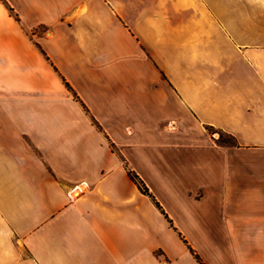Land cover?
I'll list each match as a JSON object with an SVG mask.
<instances>
[{
	"label": "crops",
	"instance_id": "crops-1",
	"mask_svg": "<svg viewBox=\"0 0 264 264\" xmlns=\"http://www.w3.org/2000/svg\"><path fill=\"white\" fill-rule=\"evenodd\" d=\"M162 262L264 264V0H0V264Z\"/></svg>",
	"mask_w": 264,
	"mask_h": 264
},
{
	"label": "trees",
	"instance_id": "trees-1",
	"mask_svg": "<svg viewBox=\"0 0 264 264\" xmlns=\"http://www.w3.org/2000/svg\"><path fill=\"white\" fill-rule=\"evenodd\" d=\"M208 131H209V133L211 135H214L215 133L218 134L217 142L219 144H221V145H235V142H234L233 138H231L230 136H228V135H226V134H224L222 132H219V131H213L212 128H209ZM128 175L131 178V180L137 182V185H138L139 189L142 191L143 194L150 196V194L148 193L147 189L144 187V185L142 184V182L137 178V176H135L131 172H129ZM155 205L158 208H160L157 203H155ZM195 257L200 262L199 258L197 256H195Z\"/></svg>",
	"mask_w": 264,
	"mask_h": 264
},
{
	"label": "rangeland",
	"instance_id": "rangeland-1",
	"mask_svg": "<svg viewBox=\"0 0 264 264\" xmlns=\"http://www.w3.org/2000/svg\"><path fill=\"white\" fill-rule=\"evenodd\" d=\"M213 131H215V130H213ZM214 135H215V136L217 135L216 137L218 138V134H217V133H215Z\"/></svg>",
	"mask_w": 264,
	"mask_h": 264
},
{
	"label": "built area",
	"instance_id": "built-area-1",
	"mask_svg": "<svg viewBox=\"0 0 264 264\" xmlns=\"http://www.w3.org/2000/svg\"><path fill=\"white\" fill-rule=\"evenodd\" d=\"M161 264H166V262H162Z\"/></svg>",
	"mask_w": 264,
	"mask_h": 264
},
{
	"label": "bare ground",
	"instance_id": "bare-ground-1",
	"mask_svg": "<svg viewBox=\"0 0 264 264\" xmlns=\"http://www.w3.org/2000/svg\"><path fill=\"white\" fill-rule=\"evenodd\" d=\"M78 192V191H77Z\"/></svg>",
	"mask_w": 264,
	"mask_h": 264
}]
</instances>
